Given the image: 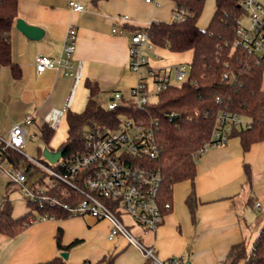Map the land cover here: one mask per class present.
Listing matches in <instances>:
<instances>
[{"label": "crops", "instance_id": "crops-1", "mask_svg": "<svg viewBox=\"0 0 264 264\" xmlns=\"http://www.w3.org/2000/svg\"><path fill=\"white\" fill-rule=\"evenodd\" d=\"M70 1L18 0V16L10 31V42L11 56L20 68V76H15L10 66L0 63V135L7 137L13 124L32 115L34 124L26 128L25 153L36 137L32 138V134L39 136L44 123L57 134L53 142L54 135L50 140L53 143L50 149L57 150L66 142L58 133L65 128L67 140V112L85 109L91 95L87 82L92 83L94 98L102 106L107 107L117 90L127 96L138 80L129 65L131 35L153 20L170 21L174 8L172 0H159L160 5L146 0H75L85 6L84 10L76 11ZM214 9L215 0H206L198 22L201 28L207 26ZM124 16L129 20H124ZM18 18L42 28L43 36L28 37L16 27ZM70 26L77 31L73 75L64 74L62 67L39 73L35 57L42 54L62 58ZM155 52L158 58L153 51L147 55L152 64L160 67L192 58L191 52L178 53L158 47ZM17 189L7 182L4 196L8 195L13 206L11 194ZM191 191L190 180L176 183L172 211L164 216L155 233H142L139 229L138 234L145 244L155 248L161 259L184 256V264H225L233 245L244 243L247 248L253 238L255 209L260 212L256 222H264V141L252 144L245 151L240 137L233 136L225 144L210 147L198 158L195 217L186 201ZM257 202L261 205L257 206ZM59 226L63 229L64 244L81 240L68 252L70 264L85 261L105 264L103 259L110 257L115 264L146 263L142 253L126 238H110L108 220L85 215L35 222L13 237L0 235V264H37L52 259L59 253L56 244Z\"/></svg>", "mask_w": 264, "mask_h": 264}, {"label": "trees", "instance_id": "trees-1", "mask_svg": "<svg viewBox=\"0 0 264 264\" xmlns=\"http://www.w3.org/2000/svg\"><path fill=\"white\" fill-rule=\"evenodd\" d=\"M172 1L173 12L184 9L185 19L153 20L145 30L155 48L192 53L188 80L161 91L157 101L148 106V113L134 110L130 104L113 110L100 105L94 98L92 83L87 82L91 89L87 105L82 112H67L68 136L59 149L67 144L62 155L65 159L86 149L85 140L90 131L108 133L119 127L122 116H156L159 118L161 152L151 164L162 175L159 192L161 211L164 216L172 211L174 185L190 180L192 191L186 201L195 217L194 180L198 161L195 154L210 140L220 112H238L251 120V127L233 128L229 133L230 138L240 137L245 151L252 144L264 141V55L259 57L234 45L237 38L236 19L246 13L241 0H215L214 13L205 28H201L198 22L206 0ZM17 16L18 0H0V63L10 66L14 75L19 77L20 68L12 59L10 42V31ZM225 73L228 74L227 78L224 77ZM172 112L176 115L171 116ZM40 130L39 136L44 145L51 148L49 143L55 133L54 128L44 123ZM10 152L16 162L24 159L19 152ZM42 152L43 148L38 147L36 157L41 159ZM246 173L250 180L248 168ZM49 192L69 204L81 199L79 193L64 184ZM27 206L29 209L26 213L15 217L11 200L8 195L3 197L0 202V235H17L32 224L30 219L36 215L47 213L54 219L72 216L68 210L49 203L27 202ZM62 235L63 229L59 226L56 234L59 252H69L81 242L75 239L64 244ZM253 247L254 255L248 257L249 251L244 243L233 245L225 264H239L242 261L243 264H264V235L258 234ZM103 261L105 264H115L112 257ZM37 264L70 263L58 253L52 259ZM145 264H151V261L146 259Z\"/></svg>", "mask_w": 264, "mask_h": 264}, {"label": "built area", "instance_id": "built-area-1", "mask_svg": "<svg viewBox=\"0 0 264 264\" xmlns=\"http://www.w3.org/2000/svg\"><path fill=\"white\" fill-rule=\"evenodd\" d=\"M146 1L160 5L159 0ZM241 2L246 13L236 19L237 38L234 45L261 57L264 55V3L260 0ZM70 6L76 11L85 9L84 4L75 0L70 1ZM185 14L186 11L180 9L173 12L172 18L184 20ZM123 19L129 20L128 16ZM76 43V28L70 26L65 36L64 56L53 59L39 54L34 61L36 70L40 73L48 68L62 67L64 74L73 75L72 58ZM148 51H153L154 56L159 57L149 34L145 28H140L131 35L129 46V65L138 75L137 83L127 96L117 90L107 105L109 109L130 104L134 110L148 113V106L157 101L153 97L158 98V94L172 84L188 80L190 62L155 66L150 62ZM224 77L227 78L228 74L225 73ZM67 108L66 104L64 110ZM175 115V112L171 113V116ZM33 124V116L28 115L21 122L13 124L7 137L0 135V174H5L9 182L21 191L26 202L57 205L68 210L72 216L88 215L97 220L106 219L111 224L110 238H126L151 264H184V256L159 258L155 248L145 244L141 235H136L130 228L136 225L142 233H155L164 221L159 204L162 175L151 164L161 152L158 117L149 114L122 116L119 127L108 133L90 131L85 140L86 149L65 159L61 156L53 162L55 167L24 152L26 128ZM248 127H251V120L245 115L229 110L221 111L210 140L195 155L199 158L210 147L227 143L233 128ZM36 135L32 134V138ZM10 150L19 152L24 159L16 162ZM60 184L79 193L80 201L69 204L51 195L49 190ZM260 205L257 202V206ZM124 216L131 217L133 223H126ZM47 219H54V216L45 213L31 217L30 220L35 223ZM260 233L264 235V225ZM250 255H254L253 246L248 257Z\"/></svg>", "mask_w": 264, "mask_h": 264}, {"label": "rangeland", "instance_id": "rangeland-1", "mask_svg": "<svg viewBox=\"0 0 264 264\" xmlns=\"http://www.w3.org/2000/svg\"><path fill=\"white\" fill-rule=\"evenodd\" d=\"M186 61L187 62H190L191 60L187 59ZM189 73H190V71H189ZM156 99L157 98L153 97V100H156ZM66 133H67L66 129L63 128L62 132H59L58 133V136H64L63 138H60V139H63V141H66ZM56 136H57V134L54 135V137L52 139V142H53V140L55 139ZM52 142L49 143L50 146H53V143ZM38 147L44 148L45 145H44V141L42 140V138L40 136H37L36 135L34 141H32V143H30L25 150H26L27 153L36 156L37 150H38L37 148ZM41 159L44 160L48 165H50L52 167H55V164L52 163V162H50V161H48V160H46L43 155H41ZM8 181H9V179H8V177L5 174H0V199L1 200L3 199V196L5 194L6 184H7ZM21 194L22 193H21V191L19 189H17L16 192H14L13 194H11V198H12L13 203H14L13 215L15 217H18L20 215H23L29 209L28 206L25 204V200H24V198L22 197ZM257 216H260V212L255 209L253 211V219H254V222H253V226L251 227V231H254V232H253V235H252L253 238L251 239V241L249 243H247V250L248 251H250L251 248H252V246H253V243H254V241L256 239V236H257V232L260 231V229L264 225V222L262 224H261V221L256 222V217ZM123 220L126 223H129V224L133 223V220L129 216H124L123 217ZM130 228H131V230L136 235H138L139 228L136 225L135 226H131ZM136 229H137V231H136ZM59 253L61 254V252H59Z\"/></svg>", "mask_w": 264, "mask_h": 264}, {"label": "water", "instance_id": "water-1", "mask_svg": "<svg viewBox=\"0 0 264 264\" xmlns=\"http://www.w3.org/2000/svg\"><path fill=\"white\" fill-rule=\"evenodd\" d=\"M16 27L19 28L22 32H24L30 38H35V39L41 38L44 33L42 28L28 23L23 18L17 19ZM66 148H67V144H65L64 146H62L60 149H57V150H52L49 147L45 146L43 148L42 155L48 161L53 163V162L58 161L59 158H61ZM61 256H63L65 259H68L69 253L67 251H62Z\"/></svg>", "mask_w": 264, "mask_h": 264}]
</instances>
